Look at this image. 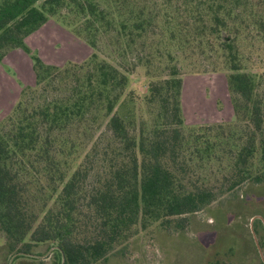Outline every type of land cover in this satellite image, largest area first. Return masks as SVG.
I'll use <instances>...</instances> for the list:
<instances>
[{
	"label": "trees",
	"instance_id": "1",
	"mask_svg": "<svg viewBox=\"0 0 264 264\" xmlns=\"http://www.w3.org/2000/svg\"><path fill=\"white\" fill-rule=\"evenodd\" d=\"M261 4L0 0V61L8 50L20 48L30 54L35 78L0 126V262L7 264L15 253L21 254L14 263L34 260L32 247L49 243L57 263L97 264L139 228L154 222L182 228L187 214L243 182L264 184V77L255 80L243 69L238 46L244 30L255 31L264 44ZM64 8L79 18L76 32L93 51L80 63L60 67L32 53L25 38ZM150 34L157 42L147 47ZM103 36L124 50L136 44L149 48L167 61L165 74L151 76L143 98L153 111L149 128L126 88L128 75L100 57ZM196 48L223 58L235 120L185 132L175 52ZM141 58L145 65L153 62ZM81 137L86 150L68 174L58 156L76 152ZM222 158L217 187L185 175L193 172L192 161ZM29 169L39 180H25ZM36 194L38 201H53L48 207L43 203L40 217L28 200Z\"/></svg>",
	"mask_w": 264,
	"mask_h": 264
},
{
	"label": "rangeland",
	"instance_id": "2",
	"mask_svg": "<svg viewBox=\"0 0 264 264\" xmlns=\"http://www.w3.org/2000/svg\"><path fill=\"white\" fill-rule=\"evenodd\" d=\"M261 1L263 7L264 0ZM78 22L79 18L64 8L29 34L25 38L27 45L32 53L37 54L47 64L61 67L69 61L80 63L90 56L93 49L76 32ZM226 34L227 32L223 31V35ZM152 42H157V36L150 34L145 41L147 47ZM238 46L243 69L251 73L255 80L260 74L264 77V44L255 31H242ZM98 52L100 57L128 75L126 88L132 90L136 96L138 113L146 118L144 127L149 128L152 124L153 111L143 103V98L147 93L151 76L165 74L167 61L154 56L149 48L142 50L138 44L130 50H124L113 37L110 39L103 36L98 42ZM175 54L182 77L181 108L184 131L211 124L232 123L235 116L227 86V75L230 71L224 66L223 58L219 54L199 48L178 50ZM151 55L153 57H150ZM143 56L152 58L153 62L147 64L148 66L143 64V58L139 59ZM32 65L30 54L24 53L20 48L8 50L0 61V126L11 113L21 91L34 85ZM79 142L80 148L76 152L58 156L61 168L68 174L86 150V138L81 137ZM222 160L223 158L203 161L200 164L192 161L193 172L189 171V174L185 175L191 179L190 181L197 179V182L217 187L222 165L225 163L221 164ZM29 170L25 180L28 182L39 180V174L32 169ZM40 181L43 182L41 178ZM38 199L39 196L36 194L28 200L33 201L34 209L40 217L42 206L46 204L48 207L53 201L46 203ZM249 201H264V184L243 182L239 187L218 197L208 207L187 214L182 228L175 226L174 222L170 227L154 222L144 229L139 228L126 245L118 246L105 261L97 264H223L228 247L226 242L228 235L224 233L223 228L224 215L234 213L236 204L242 209L240 213L249 215L257 213L259 208H264V203ZM211 219L215 221V229L213 223H209ZM3 238L0 231V243ZM54 250V246L49 243L39 244L31 249L34 260L19 258L14 263V258L21 254L15 253L8 261L6 260V263L61 264L57 263ZM3 261L5 262V259ZM4 262L0 264H5Z\"/></svg>",
	"mask_w": 264,
	"mask_h": 264
},
{
	"label": "flooded vegetation",
	"instance_id": "3",
	"mask_svg": "<svg viewBox=\"0 0 264 264\" xmlns=\"http://www.w3.org/2000/svg\"><path fill=\"white\" fill-rule=\"evenodd\" d=\"M233 211L234 213L228 211L223 219L224 233L228 235L227 253L223 264H264V208H259L257 213L249 215L240 213L242 209L236 204ZM209 223H213V228H216L214 219Z\"/></svg>",
	"mask_w": 264,
	"mask_h": 264
},
{
	"label": "crops",
	"instance_id": "4",
	"mask_svg": "<svg viewBox=\"0 0 264 264\" xmlns=\"http://www.w3.org/2000/svg\"><path fill=\"white\" fill-rule=\"evenodd\" d=\"M25 42H26V44H27V41H26V39H25ZM25 53V52H24Z\"/></svg>",
	"mask_w": 264,
	"mask_h": 264
},
{
	"label": "water",
	"instance_id": "5",
	"mask_svg": "<svg viewBox=\"0 0 264 264\" xmlns=\"http://www.w3.org/2000/svg\"><path fill=\"white\" fill-rule=\"evenodd\" d=\"M62 264V263H61Z\"/></svg>",
	"mask_w": 264,
	"mask_h": 264
}]
</instances>
